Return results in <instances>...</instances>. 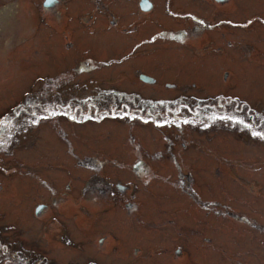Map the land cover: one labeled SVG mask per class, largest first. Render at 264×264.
<instances>
[{
  "label": "rangeland",
  "instance_id": "374dc122",
  "mask_svg": "<svg viewBox=\"0 0 264 264\" xmlns=\"http://www.w3.org/2000/svg\"><path fill=\"white\" fill-rule=\"evenodd\" d=\"M77 1L78 13L72 5L73 13L87 10L89 21L77 24L73 34L61 28V38L55 40L53 22L62 19L55 15L58 11L43 9L40 0H0V113L41 96L50 101L57 96L65 104H103L105 91L87 89L97 84L143 93L109 94L110 100L156 101L194 88V80L203 91L243 94L264 110V70L249 69L245 60L248 45L264 50L258 44H264V0H235L238 9L214 0H171L175 10L194 11L219 23L205 32L216 41L206 52L200 51L204 46L200 48L201 37L193 38L194 31L185 46L160 37L163 27L193 25L189 17L166 12V0H158L156 9L141 19L136 0ZM133 10L137 20L129 15ZM139 25H149L142 38ZM19 26L25 34L16 37ZM103 26L118 34L128 28V34L137 32L138 37L107 47L100 42ZM105 46L110 53L100 54ZM146 46L147 54L141 52ZM23 52L26 58H21ZM87 58L97 60L98 68L78 73L77 65ZM140 69L162 78V84L141 83ZM225 70L238 75L234 84L220 86L225 79L219 73ZM203 72L213 84L202 79ZM95 77L99 83L88 86ZM166 80L179 85L168 88ZM188 98L194 99L191 94ZM104 117L86 124L63 120L60 129L47 121L15 141L13 152L0 156V193L2 189L6 195V201L0 199V235L5 241L41 251L50 264H264L263 142L222 125L205 131L189 127L180 139L172 130L153 127L151 118L126 111ZM169 135L176 140L170 151ZM142 158L153 165L151 172L132 167ZM44 204L46 211L38 217L35 210Z\"/></svg>",
  "mask_w": 264,
  "mask_h": 264
},
{
  "label": "flooded vegetation",
  "instance_id": "af4514ba",
  "mask_svg": "<svg viewBox=\"0 0 264 264\" xmlns=\"http://www.w3.org/2000/svg\"><path fill=\"white\" fill-rule=\"evenodd\" d=\"M80 1L84 4L87 2V0ZM214 1L229 8L238 9V5L236 4L235 0ZM170 2L171 0L165 1L164 5L166 12H168L172 16L189 17L193 25L188 23L186 26H181L177 29L172 27H163L161 28L159 33L160 37L162 39L169 38L175 40V42L185 46L191 42L189 41L190 34L192 31H194L195 33L193 34V38L197 37V35V38L201 37L200 48L204 46V49H201L200 51L206 52L207 50H211V42L216 41L210 36L206 35L205 32L207 29L214 30V28L217 27L216 25H218L219 23L205 17L203 14L195 13L194 11L183 12L175 10L170 5ZM40 3H42L43 9L48 10L51 13H53L51 10L58 11V13H55V15L58 18H62L61 22H53V24L56 25V28L54 30V32L57 34L56 36H54L55 40L57 38L59 39V37L61 38V28H63L64 31L69 32L70 34H73L75 32L74 28H77V24L87 23L89 21V12L87 10L81 14L73 13L72 5L74 6L73 8L75 12L78 13L79 3L77 0H53L52 3H48L47 0H40ZM157 4L159 5L158 0H136L134 6L137 5V9L140 12L139 14L141 19L143 14H148L149 12L154 11L157 7ZM129 15H132L133 19L137 20V14L135 13V10L130 11ZM69 17H71V19ZM79 17L81 18L77 22H75V18ZM260 18L264 19L263 16H261ZM69 20H71V23ZM2 21L3 18L0 17V34L2 33V30L4 28V24ZM47 21L50 22L49 19ZM261 22L264 24V21ZM114 25L119 26V24ZM231 25L235 26V21L232 22ZM147 26L149 25L142 27L141 25H139L138 31H140L141 38ZM127 29L128 28H125V30L122 32L123 34H118L113 31H108L105 26H103L102 30H100V35L102 37L100 38V42H107V47L122 45L123 43L135 42L134 38L138 37L137 32L136 34L131 35L128 34ZM130 31L134 32L133 29H130ZM19 32L21 34L17 35L16 37H20L25 34L24 32H22L21 27ZM210 32L212 34L214 31ZM156 36H158V34L155 33L152 39H154V37ZM143 41L144 43H147L144 38ZM8 43L12 46V42H10V40L8 41ZM258 44L264 46V44L260 43L259 40ZM140 45L141 42L140 44L134 43L132 51L137 49ZM210 45V48H205L206 46ZM254 45V43H252L251 46L248 45V50L245 52L247 58L245 59L247 62L246 66H248L249 69L260 67L262 70H264V50L260 47L259 49H257V47ZM106 46L103 50L100 51V54L110 53L107 50ZM193 47V44H191L190 48ZM149 48L150 46H146L141 50V52L147 54ZM226 52L231 51L227 50ZM257 53H259V56H255V54ZM127 55L129 56L130 54ZM23 56L25 57L24 52L21 55V58ZM122 58L125 59L124 55ZM133 59H135V57H133ZM7 60L9 62V69L14 68L13 53H7ZM97 68V60H93V62L90 63V59L87 58L85 60H81L75 70L78 73L86 72L87 74H89L90 71L96 70ZM114 68H119V66L116 65V67H111L110 69L113 70ZM244 68L245 67H243L242 65L240 66V69L243 70ZM164 70L168 69L164 68ZM121 71H125V74L123 76L126 77L127 74L125 68ZM98 72L99 71L97 70L96 73ZM202 74L203 80L208 82L211 81L208 78L209 74L205 72H203ZM236 75H238V73H235L233 71L231 72V70H225L223 75L219 73V79H225L219 80L222 83L220 84V86H224V82H227L229 84L231 81L236 80ZM137 76L140 82L146 85L162 84V82L160 81V79L162 80V78L157 77L154 73L147 70L140 69L137 73ZM198 76H201V73H199ZM93 82L94 85L96 83H99L97 77H95V80L92 81L88 86H91ZM192 84L194 88L176 92L177 96L172 97L175 98L174 100L172 98L162 97L161 100L148 101L141 96L142 100H139L137 104H126L125 102L119 101L118 99L110 100L108 95L118 94L121 92H134L136 94H141L142 91L117 87L114 85H111V87L108 88H103V85L101 84L95 85L94 88L87 87V89L89 92L91 91L95 94L101 91H105V93L101 95V97L104 99L103 104H93L92 102L65 104L64 102L57 100V96L51 98V101L42 96L39 101H30L28 98L20 100L12 104L10 106V109H7L0 113V156H5L8 153L13 152V149L10 147L14 146L15 141H22L30 133L31 129L38 126L41 127V125L47 121H51L60 129L62 126H64L63 123L66 124L63 120H65L66 122L86 124L89 120L104 121V116L113 117L116 116L117 113L122 111H126L128 114H137L142 119L151 118L154 121V124L152 125L153 127L163 130H172L173 132H175V137L180 139L182 138V133L186 128L192 127L197 130L205 131L207 128L211 129L216 126L222 125L229 130L245 132L251 137V139L255 138L264 143V110H262L261 107H258L256 105L253 106L252 104L254 103H252L249 98L244 97L245 95L243 96V94L241 95L243 98H239L234 95L227 94L228 92L224 91L212 93L210 92V90L203 91L198 86L197 80L192 81ZM211 84L213 83L210 82V85ZM230 84L234 83L231 82ZM178 85L179 83L174 80L165 81V86L168 88H175ZM151 88L154 89L155 87L153 88L152 86ZM199 92H201V94ZM189 94L192 95V97L194 98L193 100H190L188 98ZM211 97H216V99L209 102L207 99ZM240 121H243V124H241ZM256 132L261 133V135H254L253 133ZM66 134L67 131L64 130V137H66ZM170 139H172V141ZM167 143L171 144V146L168 147L170 151L174 149H172V146L176 143V140H174V138L169 135ZM182 144H186V142L182 141ZM47 146L49 145L47 144ZM174 155H176L175 152ZM177 163L180 164L178 160ZM132 167L137 171L145 172H151L153 169V165H151L146 158L137 159L135 163L132 164ZM20 182L24 183V181ZM7 183L13 184L14 181L12 179H8ZM1 191L4 194L0 193V199L4 202L6 201L5 191H3L2 189ZM46 208L47 207L44 204V208L38 211L35 210V213L38 217H41L44 215ZM241 218L244 219L245 223L251 222L252 220L249 216H242ZM43 256L44 255L39 250L32 251L28 249V246L26 247L25 245H16L13 243L11 244L5 241L4 238L0 235V264H50L48 260L50 258L45 255L46 259H43ZM88 261L89 260H86V262ZM92 263V260H90L89 264Z\"/></svg>",
  "mask_w": 264,
  "mask_h": 264
},
{
  "label": "snow or ice",
  "instance_id": "6c2138e0",
  "mask_svg": "<svg viewBox=\"0 0 264 264\" xmlns=\"http://www.w3.org/2000/svg\"><path fill=\"white\" fill-rule=\"evenodd\" d=\"M47 2H48V3H52L53 0H47ZM248 23L250 24V23H252V21H248ZM240 123L243 124V121H240ZM253 134H254V135H261V133H259V132H256V133H253Z\"/></svg>",
  "mask_w": 264,
  "mask_h": 264
},
{
  "label": "trees",
  "instance_id": "16d2710c",
  "mask_svg": "<svg viewBox=\"0 0 264 264\" xmlns=\"http://www.w3.org/2000/svg\"><path fill=\"white\" fill-rule=\"evenodd\" d=\"M135 170V169H134Z\"/></svg>",
  "mask_w": 264,
  "mask_h": 264
}]
</instances>
